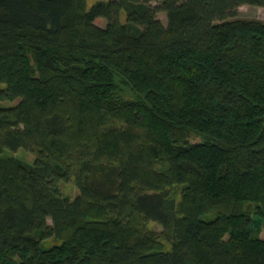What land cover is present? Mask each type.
<instances>
[{
	"label": "trees",
	"instance_id": "16d2710c",
	"mask_svg": "<svg viewBox=\"0 0 264 264\" xmlns=\"http://www.w3.org/2000/svg\"><path fill=\"white\" fill-rule=\"evenodd\" d=\"M244 5L264 0H0V264H264V22Z\"/></svg>",
	"mask_w": 264,
	"mask_h": 264
},
{
	"label": "rangeland",
	"instance_id": "374dc122",
	"mask_svg": "<svg viewBox=\"0 0 264 264\" xmlns=\"http://www.w3.org/2000/svg\"><path fill=\"white\" fill-rule=\"evenodd\" d=\"M96 1L98 0H87V8H90L93 5V3ZM103 1H106V0H103ZM237 18L241 20H258V21L264 22V7H254V6H247V5L241 6L238 8ZM119 19L121 23L125 22L124 12L120 13ZM157 19L163 25H166V16L164 13L157 14ZM94 23L95 25L99 27H104L106 24V21L104 19L98 18L95 20ZM15 103L16 102H12V103L2 102L0 103V106L8 107V106L14 105ZM190 142L197 143L199 142V138L193 137L190 140ZM9 154L26 163H31L34 160V155L32 153L23 151V150H19L16 153H9ZM110 169L111 168H106V167L100 168L98 170V177L99 178H108V177L110 178L112 176V171H110ZM58 189L62 196L68 197L70 199H73L78 194V189L76 188L72 180L67 183L59 184ZM254 218L255 220L260 221V227H259V232L257 233V236L259 237V239L264 240V219L259 220L257 217H254ZM142 224L143 223L141 222L138 224V226L140 227ZM144 226L146 227L148 231L157 233L162 236L160 239V242L164 250H168L170 248L169 243L164 240L165 238L164 235L166 234L163 231V228L159 224L153 223V222H147L144 224ZM42 244L44 247H50L52 245L57 244V242L48 240L46 242H43Z\"/></svg>",
	"mask_w": 264,
	"mask_h": 264
}]
</instances>
